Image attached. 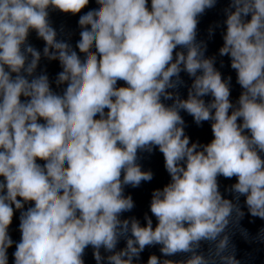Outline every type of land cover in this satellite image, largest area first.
<instances>
[{"label":"clouds","instance_id":"obj_1","mask_svg":"<svg viewBox=\"0 0 264 264\" xmlns=\"http://www.w3.org/2000/svg\"><path fill=\"white\" fill-rule=\"evenodd\" d=\"M91 2L0 0V264L14 243V264H85L89 247L96 264H139L157 245L163 257L186 258L152 254L146 264H241L231 243L246 214L240 198L264 221V0L223 9L219 56L242 89L235 103L232 77L197 40L199 18L219 0H94L81 14ZM50 10L80 14L75 49L57 38ZM32 31L43 57L59 61L62 93L37 74ZM182 72L192 79L186 98ZM182 111L211 122L209 143L190 141ZM153 149L170 182L153 190L142 226L121 218L135 207L125 188L153 179L138 163ZM219 177L235 178L231 198ZM16 211L19 242L9 234ZM253 240L264 243V226Z\"/></svg>","mask_w":264,"mask_h":264}]
</instances>
